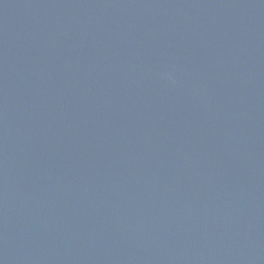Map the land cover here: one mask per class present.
I'll list each match as a JSON object with an SVG mask.
<instances>
[{"label":"water","instance_id":"obj_1","mask_svg":"<svg viewBox=\"0 0 264 264\" xmlns=\"http://www.w3.org/2000/svg\"><path fill=\"white\" fill-rule=\"evenodd\" d=\"M0 264H264V0H0Z\"/></svg>","mask_w":264,"mask_h":264}]
</instances>
